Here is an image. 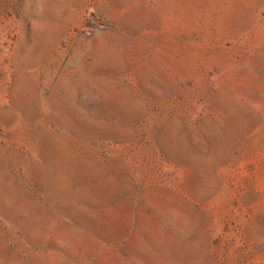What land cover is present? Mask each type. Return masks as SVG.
Returning <instances> with one entry per match:
<instances>
[{
    "label": "rangeland",
    "instance_id": "374dc122",
    "mask_svg": "<svg viewBox=\"0 0 264 264\" xmlns=\"http://www.w3.org/2000/svg\"><path fill=\"white\" fill-rule=\"evenodd\" d=\"M0 264H264V0H0Z\"/></svg>",
    "mask_w": 264,
    "mask_h": 264
}]
</instances>
